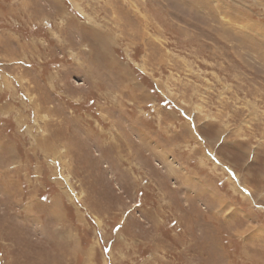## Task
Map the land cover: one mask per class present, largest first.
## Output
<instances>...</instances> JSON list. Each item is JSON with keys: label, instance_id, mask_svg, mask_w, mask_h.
Instances as JSON below:
<instances>
[{"label": "rangeland", "instance_id": "374dc122", "mask_svg": "<svg viewBox=\"0 0 264 264\" xmlns=\"http://www.w3.org/2000/svg\"><path fill=\"white\" fill-rule=\"evenodd\" d=\"M0 264H264V0H0Z\"/></svg>", "mask_w": 264, "mask_h": 264}]
</instances>
